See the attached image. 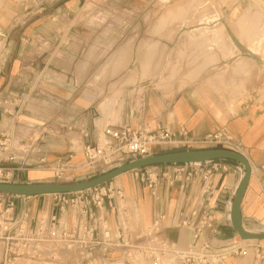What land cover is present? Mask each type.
I'll use <instances>...</instances> for the list:
<instances>
[{"label": "crops", "instance_id": "crops-1", "mask_svg": "<svg viewBox=\"0 0 264 264\" xmlns=\"http://www.w3.org/2000/svg\"><path fill=\"white\" fill-rule=\"evenodd\" d=\"M0 1V27L9 33L8 66L0 77V96L13 88L22 92L29 85L35 86L37 94L32 102L31 119L52 123L57 129L68 127L80 135L78 145L82 143V146L101 139L103 128L109 124L127 123L141 128L162 122L171 127L182 125L197 136L223 129L234 139L235 150L251 165L241 201L243 225L264 230V7L261 3L212 0L208 13L213 19L197 21L195 27L207 29V43L218 47H212L204 64L190 63L181 69L174 63L177 55L184 54L179 51L180 44L186 43L177 39L182 23L176 17L184 10L183 3L165 4L160 18L146 24L147 14L156 11L151 9L153 0H102L103 4L110 1L116 11L129 15V19L119 24L114 18L98 23L79 18L72 23L86 0ZM29 9L30 16L23 18ZM120 27L123 30L118 32ZM136 27L145 29L142 41L131 35ZM216 30L223 34L224 41L213 39L211 33ZM221 42L227 46L223 51L219 48ZM140 43L143 50L137 55L136 47ZM120 49L122 58L130 62L149 58L152 70L162 67L154 61H162L163 53L167 58L172 55L169 57L173 65L166 75H158L149 80V85L137 87L147 72H142L140 62L135 68H129L127 62L117 85V92H126L123 106L119 104L113 109L101 100L102 79L96 76V70L88 67L96 60L108 59ZM169 63L165 61V68ZM151 74L155 76L157 72ZM118 108L121 110L117 111ZM64 128L49 134L41 145L47 163L57 155L62 156L56 158L55 164L68 152H79L74 148L76 143L68 140ZM36 157L32 155L30 161H36ZM81 158L72 159V163L77 164ZM224 163L227 170L214 177L217 236L237 240L226 215L229 216L241 167L232 160H224ZM39 171L48 172L36 165L17 171L16 179L18 183L41 180L46 174ZM122 188L132 208L130 225L135 234L141 233L160 213L165 216L164 224L171 226L177 212L187 209L199 192L197 185L186 190L161 185L153 196L136 180ZM23 213H28V222L32 224L40 218L57 215L59 210L51 194L16 196L13 214L20 218ZM63 218L67 220L68 214L64 213ZM108 219L113 224L110 215ZM163 234L182 244L188 241L187 233L172 227H167ZM226 264H264V259L256 260L249 251L243 256L229 257Z\"/></svg>", "mask_w": 264, "mask_h": 264}, {"label": "built area", "instance_id": "built-area-1", "mask_svg": "<svg viewBox=\"0 0 264 264\" xmlns=\"http://www.w3.org/2000/svg\"><path fill=\"white\" fill-rule=\"evenodd\" d=\"M29 9L23 18L29 17ZM20 22L19 20L17 21ZM14 24H17L16 22ZM9 33L0 27V77L8 66ZM37 91L9 90L0 96V183H15V173L46 162L41 145L47 136L60 130L49 122L26 121L31 116L29 105ZM31 118V117H30ZM101 139L81 148L83 167L98 163L118 165L137 157L162 151L202 148L235 150L234 139L223 129L197 136L184 126L171 127L162 122L151 127L133 128L127 123L109 124ZM87 136V133L84 134ZM73 151L54 166L57 177L79 170L72 163ZM37 155L36 161H30ZM227 170L222 159L198 163L150 165L129 171L144 190L156 196L161 185L186 190L197 185L199 192L191 205L177 212L169 226L164 214L156 215L141 233H133L125 192L111 181L74 193L51 194L59 213L40 218L32 224L28 213L20 218L13 214L16 196L0 192V263L14 264L21 259H34L39 246H53L55 251L70 252L85 264L104 261L108 264H226L231 256L252 251L256 260L264 259V241L218 238V212L214 198V177ZM68 214V219L63 214ZM112 217L113 224L108 219ZM227 224L229 216L226 215ZM167 227L187 233L188 241L164 235ZM263 242V243H262Z\"/></svg>", "mask_w": 264, "mask_h": 264}, {"label": "rangeland", "instance_id": "rangeland-1", "mask_svg": "<svg viewBox=\"0 0 264 264\" xmlns=\"http://www.w3.org/2000/svg\"><path fill=\"white\" fill-rule=\"evenodd\" d=\"M17 1H21V0H17ZM102 0H86L85 5L81 8V10L78 12V14L76 15V17L73 18L72 23H75L76 21L80 19H86L91 21L92 23L95 22H103L105 20H108L110 18H114L115 20L118 21L119 24H123L124 21L128 18V14L126 12H118L116 11V7H112L113 5L110 4V1L107 2L106 4H101ZM169 3H183V11L181 13H179V15H177L176 19L180 20L179 23H182V27L179 31V33L177 34V39L181 42V41H185L186 43L184 44H180V50H182L184 52V54H182V56H178V58L176 59V62L174 63L175 67H181V69L187 67L190 65V63L194 64V63H198L200 62V64H204L206 58L208 57V52H212V47L215 49L218 47V45L216 44H208L207 43V36H208V32L207 29H197L198 27H195L197 24V21H207L209 19H213L212 15H209L208 13V9L210 6H212L213 1L212 0H153L152 1V7L151 9H156V11H151L147 14V16L145 17V22L146 24L150 23L152 20H156L159 17V15H161V10L164 9V5L165 4H169ZM192 4H193V8H192ZM0 6H1V1H0ZM110 7V8H108ZM193 9V10H192ZM115 10V11H114ZM120 10V9H118ZM114 11V12H112ZM168 14H171L170 12ZM211 14V13H210ZM128 15V16H127ZM90 22V23H91ZM118 32H121L123 30L122 27L118 28ZM111 31L110 28L108 29V32ZM148 32V30L146 31ZM66 32H64L65 34ZM217 35H216V34ZM132 36H135L139 39V41H142V38L145 36V29L144 28H139L136 27L133 32L131 33ZM223 34H221V32H219V30H216L214 32L211 33V36L213 37V39L215 40H220V41H224V38L222 36ZM192 37V41H190V38ZM264 46V44H263ZM225 47L227 48L226 44L221 42L219 45L220 50H225ZM232 47V46H231ZM137 51L136 54L139 55L141 54V51L143 50L141 48V43L137 45L136 47ZM119 51H122V49H120ZM118 51V52H119ZM122 52H120V55L118 57V59H115L113 61H111L112 56H110L108 59H100V60H96L94 61L90 67H88V69L92 70H96L95 74L97 77H100L103 81V85H104V89L102 91L101 94V100L105 101L107 105L111 106L113 109H116V107H118V105H122L123 106V98L126 94V92L120 91L117 92V85L121 82L122 79V75L120 74L124 69L127 68V64L129 63V68H135V66L138 65V62H140V66L142 69V72H147L146 76H142V82H139L137 84L138 86H142V85H149V80H153V78H155L156 76H162V75H166V73L169 71V67H171L172 64V60L170 59L172 55H169L168 58L166 57V54L163 53L161 54L163 56L162 61L161 60H156L154 61L155 63H161L162 67H159L157 70H152L153 67H151V63L152 61L148 58V59H134L130 62V60H127L126 58H122ZM115 55V54H114ZM145 55V54H143ZM264 55V54H263ZM148 57V56H147ZM187 57V59H186ZM168 60L170 61V63L168 65H166L165 68V61ZM108 62V63H107ZM116 62V63H115ZM128 62V63H127ZM210 63H212L211 61H209ZM114 63V65H113ZM209 63V64H210ZM103 64V65H102ZM153 64V63H152ZM100 68V69H99ZM103 69V70H101ZM98 71V72H97ZM101 71V72H100ZM151 72H157V75L153 76L151 74ZM264 72V70H263ZM147 81V82H144ZM119 89V88H118ZM12 90H16V89H12ZM122 95V97L119 100V96ZM138 99L136 98V101ZM33 105H29L30 109H34L32 107ZM121 108H118L117 111H120ZM30 114H27L25 116H27L28 118L26 119L27 121H32V119L29 117ZM64 132L66 133L67 137H69V141L72 143H76L73 144L75 149H78L79 152H77L75 154V152L73 153V159L75 160H79L81 158V153L80 150L82 148V143L80 145H78V142H80V139H78V137L80 136L78 133L76 132H71V130L66 127L64 128ZM162 152H166V151H162ZM159 152V153H162ZM44 156V155H43ZM62 155H57V157H60ZM45 157V156H44ZM56 157V158H57ZM54 159L53 161L50 160L48 163L47 161L40 166V168L42 169H47L48 172H43V171H39L42 174L45 173L46 176L44 178H42L41 180L38 181H34V182H74V181H82V180H86L89 178H92L94 176H97L105 171H108L112 168H114L116 165L115 164H111V165H107L105 163H98L97 165H95L93 168H88V167H83V159L80 160L77 164L79 166V170L77 171H73V172H66L65 174H63L60 177L55 176L54 174V166H55V161L57 159ZM46 159V158H45ZM33 167V166H31ZM113 185H120V186H127L128 184H132L135 181L134 176L132 175V173L127 172L124 174H121L119 176H117L116 178H113L110 180ZM15 183H18V180L15 178L14 179ZM109 182V181H108ZM147 204V203H146ZM129 206L130 212L132 211V208L130 206V204H127ZM146 207L148 208V205H146ZM143 209V207H142ZM238 237V236H237ZM182 241V240H181ZM263 243V242H262ZM182 243L180 242V245ZM184 245V244H182ZM52 248H54L53 246H48V245H43V246H39V256L37 258L34 259H21L17 262H15L14 264H17L18 262H20L19 264H21L23 261L25 260H29V262H31L32 264H85L84 262H81L77 257L73 256L70 252H68V254L64 253V251H55L53 257H52ZM0 251H1V243H0ZM251 253V251H250ZM1 260V257H0ZM40 263H38V262ZM94 264H108L105 263L104 261H98L97 263H95L93 261ZM1 264V263H0ZM139 264V263H138ZM140 264H144V263H140Z\"/></svg>", "mask_w": 264, "mask_h": 264}, {"label": "water", "instance_id": "water-1", "mask_svg": "<svg viewBox=\"0 0 264 264\" xmlns=\"http://www.w3.org/2000/svg\"><path fill=\"white\" fill-rule=\"evenodd\" d=\"M215 159L232 160L237 162L241 167V176L235 189L229 211V222L231 228L236 232L237 236L241 240L264 241V230L246 228L243 225L240 211L242 197L251 174L250 162L242 153L228 148L214 147L202 149H181L149 154L120 163L114 168L86 180L74 182L0 183V192L19 197L55 193H74L87 190L108 182L121 174L150 165L198 163Z\"/></svg>", "mask_w": 264, "mask_h": 264}, {"label": "bare ground", "instance_id": "bare-ground-1", "mask_svg": "<svg viewBox=\"0 0 264 264\" xmlns=\"http://www.w3.org/2000/svg\"><path fill=\"white\" fill-rule=\"evenodd\" d=\"M259 3H261V5H263L262 7H264V1L263 0H257ZM257 2V3H258ZM258 3V5H260ZM260 5V6H261ZM216 34V33H215ZM217 35V34H216ZM124 48V47H123ZM120 52H122V51H119V52H117L115 55H113L112 56V58H111V61H113L114 59H115V57H116V59H118V57H119V55H120ZM122 55V54H121ZM115 59V60H116ZM108 63V62H107ZM116 63V62H115ZM103 65V64H102ZM113 65H114V63H113ZM100 69V68H99ZM101 70H103V69H101ZM98 72V71H97ZM101 72V71H100ZM24 118V117H23ZM25 119V118H24ZM26 120V119H25ZM27 121V120H26ZM24 260V259H23ZM20 262H18L17 264H19ZM21 264H32L31 262H29V260H25V261H23ZM140 264V263H139Z\"/></svg>", "mask_w": 264, "mask_h": 264}]
</instances>
